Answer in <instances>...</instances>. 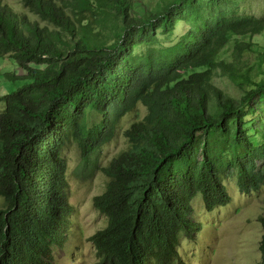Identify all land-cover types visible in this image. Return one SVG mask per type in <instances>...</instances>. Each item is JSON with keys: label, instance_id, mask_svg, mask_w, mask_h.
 I'll return each instance as SVG.
<instances>
[{"label": "trees", "instance_id": "16d2710c", "mask_svg": "<svg viewBox=\"0 0 264 264\" xmlns=\"http://www.w3.org/2000/svg\"><path fill=\"white\" fill-rule=\"evenodd\" d=\"M239 2L161 0L149 9L140 0H21L40 26L0 0V59L24 73L6 76L23 83L0 95V264H52L68 213L61 148L75 143L92 174L91 156L138 105L146 113L123 131L127 149L99 168L109 181L94 199L108 217L90 238L97 264H177L179 235L199 229L186 201L199 194L207 210L225 205L230 169L242 191L260 189L264 144L259 119L246 118L264 102L249 75L264 70V51L243 66L251 45L235 37L261 34L264 18L238 14ZM178 24L188 28L171 46L136 53ZM231 39L227 61L220 54ZM217 73L247 88L233 98L213 85ZM258 248L264 264V234Z\"/></svg>", "mask_w": 264, "mask_h": 264}, {"label": "rangeland", "instance_id": "374dc122", "mask_svg": "<svg viewBox=\"0 0 264 264\" xmlns=\"http://www.w3.org/2000/svg\"><path fill=\"white\" fill-rule=\"evenodd\" d=\"M56 1L60 2V0ZM140 1L149 9H156L161 5V0ZM240 1L238 14L264 18V0ZM1 2L12 9L15 15L23 14L30 21H37L40 26L47 25L41 18L24 9L21 0H1ZM187 28L186 25L178 24L170 34L159 37L160 42L153 45H142L136 53L145 54L150 49L158 50L171 46ZM235 39L251 45L250 51L243 53L242 63L248 68L253 67L258 51H264V32L252 38L235 37ZM233 46L234 41L231 39L227 48L221 52L220 58L230 61ZM8 57L6 55L0 59V95L14 90L23 83L20 79H9L8 81L6 78L10 75L17 77L24 74L18 67H10V64L6 62ZM258 71L250 70L249 75L253 82L264 86V70L259 69ZM4 80L7 81L9 88L4 84ZM212 83L217 89L236 99L245 91L243 89L247 88L246 85L239 87L233 84L228 77L218 75V73L213 76ZM255 108V114L248 116L246 121L259 119V122H255L254 129L260 132L261 144H264V102L257 103ZM134 109L135 113L138 111V115L136 116L135 113L125 115L117 136L104 145L98 153L96 159L101 166H106L110 160L127 148L128 143L123 131L130 128L133 120L137 117L139 120L144 119L146 109L142 105ZM4 110L5 103L1 102L0 112ZM99 119L98 116H94L88 123L89 125L96 124ZM79 153L75 143H70L63 151L67 163L66 201L71 207V212L65 229V241L53 250L54 264H94L95 250L88 238L106 226L103 213L93 207V198L105 190L107 179L100 172H95L93 176L83 179L76 175V172H82L77 168L80 167ZM256 164L258 169L260 165H264V160L257 159ZM231 170L225 174L222 182L230 198V203L226 207L217 208L211 213L205 210L201 201L196 200L201 199L199 196L192 200L193 218L201 224L202 231L192 241L185 240V236L183 240H180L181 260L179 264H258L261 260L257 254V246L263 229L256 221L258 216H264V183L259 191L241 192L243 187L238 185L235 171L229 174ZM0 207H2L1 200Z\"/></svg>", "mask_w": 264, "mask_h": 264}, {"label": "clouds", "instance_id": "9594fccd", "mask_svg": "<svg viewBox=\"0 0 264 264\" xmlns=\"http://www.w3.org/2000/svg\"><path fill=\"white\" fill-rule=\"evenodd\" d=\"M0 103H1V102H0ZM3 103H4V102H3ZM5 108H6V107H5ZM5 111H6V109H5L4 112H2V113L0 112V114L5 113ZM125 139H126V138H125ZM126 141H127V140H126ZM108 143H109V142H108ZM127 143H128V142H127ZM69 144H70V143H69ZM69 144L67 143L65 146H63V147L61 148V158H62L63 161L65 162V178H66L67 163H66L65 158H64V156H63V151H64L65 148L68 147ZM106 144H107V143H106ZM106 144H104V145H106ZM104 145H103V146H104ZM127 147H128V146H127ZM101 149H102V148H101ZM126 149H127V148H126ZM126 149H125V150H126ZM100 151H101V150H100ZM100 151H99V152H100ZM123 151H124V150H123ZM99 152H98V153H99ZM121 152H122V151H121ZM121 152H120V153H121ZM98 153H95V154H93V155L91 156V159H95L96 162H97V165H98L97 170H95V171H94L92 174H90V175H86V174L88 173V168H82L81 165L86 164L87 162L85 163V162L83 161L82 157L80 156V167H77V168H78V170L81 169L82 172H80V173H79V172H76V175H78L81 179H83V178H89V177L93 176V174H94L95 172H100V173H102V174L106 177V179H107V183H108V181H109V177H108L106 174H104L99 168H107V167L109 166L110 162H111V161H112L117 155H116L112 160H110V162H109L106 166H101V165H100V162L96 159ZM79 155H80V153H79ZM256 161H257V160H256ZM255 165L257 166L256 162H255ZM259 168L263 170V169H264V165H260ZM231 174H232V173H231ZM66 182H67V179H66ZM107 183H106V186H107ZM263 183H264V181H263ZM66 191H67V185H65V188H64V190H63L62 193H61V197H62V199L65 201L66 205L68 206V213H67V216H66L65 224H64V227H63V229L61 230V233H60V235H62V241H61V243H60L58 246H54V247H53V250H54L55 247H59V246H61V245L63 244V242L65 241V229H66V227H67V220H68L69 214H70V212H71V207H70V205H69V204L67 203V201H66ZM105 191H106V187H105V190H104L101 194H99V195H97V196H95V197L93 198V207H94L97 211H99V210H98V209L95 207V205H94V199H95L96 197H99V196H101L102 194H104ZM258 191H259V190H258ZM226 192H227V191H226ZM241 192H245V191H241ZM246 192H248V193H252V192H255V191H254V190H250V191H246ZM227 194H228V192H227ZM197 196L200 197V195L197 194L194 198H196ZM228 196H229V195H228ZM194 198H192V200H193ZM200 198H201V197H200ZM0 200L2 201V207H0V212H3V210L5 209V203H4V199H3V197L0 196ZM196 200H199V201H201V202L203 203V200H202V199H196ZM229 203H230V198H229V201H228L225 205L214 207V208H212L211 210H207L206 207L204 206V203H203V206H204V208H205V210H206L207 212H211V211H213V210H215V209H217V208H223V207H226ZM192 205H193V204H192ZM211 213H213V212H211ZM102 215H104L105 218H106V226H107L108 217H107L104 213H103ZM262 218H264V216H261V215L258 216V217H257V221H256V223H257L258 225H260L261 228L263 229V233H262V235H263V234H264V228H263V225H262V223H261V219H262ZM190 219H191L193 222H195V223H197V224L199 225V229H197V231H196L195 233H193V235H191L190 237L185 236V240H188V241H192V240H194L195 237L198 236L199 232L202 231L201 224H200L199 222H197L196 220H194V218H193V209L191 210ZM106 226H105L104 228H106ZM104 228H103V229H104ZM5 229H6V228H5L3 225L0 224V235H1L2 233H4ZM103 229L96 231L94 234H92V235L88 238V241L91 242V244H92V246H93V248H94V250H95L96 261H95L94 264H97L99 259H98L97 253H96V249H95V247H94L92 241L90 240V238H91L92 236H94L96 233L102 231ZM262 235H261V238H262ZM261 238H260V240H261ZM183 239H184V238H183L182 234H180L179 237H178V247H177V252H178L179 258H180V253H179L180 240H183ZM260 240H259V242H260ZM258 247H259V243H258V246H257V254H259V256L261 257V254H260V252H259V248H258ZM52 253H53V252H52ZM180 260H181V259H180ZM180 260H179V262H180ZM179 262H178L177 264H179ZM52 264H54V259H53ZM258 264H262V260H259Z\"/></svg>", "mask_w": 264, "mask_h": 264}, {"label": "bare ground", "instance_id": "6f19581e", "mask_svg": "<svg viewBox=\"0 0 264 264\" xmlns=\"http://www.w3.org/2000/svg\"><path fill=\"white\" fill-rule=\"evenodd\" d=\"M191 202H192V199H190V200H188V201L185 202V205L187 207V211H186V207H185V209L183 210V212H186L187 213V216H189V214H190V212L192 210V204H191ZM182 236H185V235L182 234ZM259 258H261V257H259Z\"/></svg>", "mask_w": 264, "mask_h": 264}]
</instances>
